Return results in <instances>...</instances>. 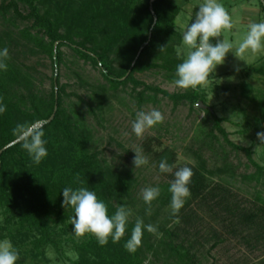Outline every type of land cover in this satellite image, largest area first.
I'll use <instances>...</instances> for the list:
<instances>
[{
    "label": "rangeland",
    "instance_id": "obj_1",
    "mask_svg": "<svg viewBox=\"0 0 264 264\" xmlns=\"http://www.w3.org/2000/svg\"><path fill=\"white\" fill-rule=\"evenodd\" d=\"M173 1L182 8L176 18L177 30L182 34L180 24L190 23L195 18L201 0ZM222 3L234 22L233 29L225 31L223 37L234 43L244 38L252 22L264 19V0H222ZM4 27L6 24L0 18V31ZM25 27L27 24L20 23L19 29ZM11 28L18 32L17 26L11 25ZM4 47L6 46L0 45V49ZM178 47L182 49L183 54L182 44L176 49ZM8 49L10 61L12 57H18V63L24 64L23 69L35 77L31 90L22 91L26 100L21 105L23 108H29L32 97L29 95H44L53 89L50 79L54 73L52 58L48 54L30 53L29 49L22 45L13 44ZM61 51L64 58L59 73L60 85L65 90L64 111L75 132L76 141L70 143L64 136L56 135L50 145L58 150L57 156L66 154L76 158L79 155L90 157L97 154L98 160L103 164L131 169L132 178H128L131 183L128 184L129 194L119 197L120 200L113 195L111 201L116 208L126 204L132 210L130 223H135L137 218H143L145 224L150 223L157 227L156 234L144 232L148 236L151 235L148 242L154 244L157 252L147 251L143 264H178L176 256L166 248L170 236L164 232L165 229L180 233L189 229L190 239L185 241L184 247L190 248L196 260L195 264H264V244H258L256 247L252 242L249 245L248 239H244V236H248V229H245L243 234L238 232L236 237L230 234L232 227L229 224L233 217H229L224 209L218 208L217 201H214L216 198L211 199L209 195L211 188L222 185L228 188L230 193L226 194L232 195L231 199L239 201L244 212L250 213L257 207L264 208V172L261 179H258V170L247 152L227 143L219 133L218 139L207 138L214 122L203 124L202 121L206 117L205 110L212 107L217 116L224 119L222 126L226 129L229 140L238 146L250 148L252 158L264 166V142L258 137V133L264 132V54H248L247 64L229 53L226 63L218 66L215 77H210L206 86L195 89L178 88L174 83L175 71L160 66L163 63L161 60H152L158 65L136 73L139 80L170 93L199 90L207 105L192 107L189 103L176 105L161 93L157 95V101L146 95L147 99L140 105L134 97L136 94L132 84L113 89L104 77L100 65L82 58L68 46H62ZM111 56L114 65L119 68L122 62L119 58L116 59V54ZM178 60L182 62V59ZM152 61L149 63H153ZM100 86L108 88L106 93H101L98 89ZM139 90H142V87ZM151 94L155 95L154 92ZM153 108L164 114V122L147 130L142 138H137L132 132L135 113L141 109L150 111ZM38 124L43 125L42 122ZM148 146L152 150L151 153H147ZM132 148H137L146 155L150 164L135 168L133 160L136 154ZM165 149L171 150V164H175L177 168L187 164L202 169L210 184V189L205 193L209 198V207L204 203L191 202L190 197L177 217L171 215V193L168 192V187L174 178H171V174L159 172V162L155 158L156 153L161 154ZM152 186H159L161 195L153 201L152 214L147 215L148 206L142 199V192ZM214 190L219 191L218 188ZM184 213H187V216L190 214L193 222H190L189 218L188 224L183 221ZM6 216L4 210L0 209V239L9 238L20 250L22 258L17 264H77L82 260L76 250L77 244L92 235L77 237L73 232V225L68 229L62 223L60 228L66 231L59 232L58 235L60 251L49 247L44 254H38L32 248L34 237L29 238L21 234L18 235L21 239L17 238V242L8 237L7 229L15 227L16 217L7 220ZM180 242L182 240H176V243ZM215 242L217 246L212 249ZM68 253L78 255L79 259H72ZM98 255L99 257L91 256L89 260H94L96 264L111 263L112 257L109 255Z\"/></svg>",
    "mask_w": 264,
    "mask_h": 264
},
{
    "label": "trees",
    "instance_id": "obj_2",
    "mask_svg": "<svg viewBox=\"0 0 264 264\" xmlns=\"http://www.w3.org/2000/svg\"><path fill=\"white\" fill-rule=\"evenodd\" d=\"M181 9L173 0H1L0 18L6 27L0 31V45L7 48L13 44L22 45L30 53L48 54L52 58L54 72L50 77L52 91L44 95H29L32 96L29 108L21 105L26 100L22 91L33 87L35 77L32 73L23 69L24 64L18 63V57H12V61L7 62V71L0 72V99L6 105V111L0 115V209L4 210L7 220L16 217L15 227L7 229L8 237L12 240L17 242L21 234L34 237V252L44 254L49 247L59 252L61 243L58 235L66 231L61 230L60 225L64 223L66 228H71L69 221L74 216L72 208L62 207V189L66 186H85L94 190L108 204L109 214L117 210L111 201L112 196L119 199L129 194L128 184L131 183L128 178H132L131 169L103 164L97 154L90 157L79 155L76 158L66 154L57 156L58 150L50 145L56 135L64 136L70 143L76 141L75 132L64 111L65 90L60 85L59 68L64 58L62 46H68L82 58L100 65L111 88L118 89L121 85L132 84L136 94L134 97L140 105L147 99L146 95L157 101L159 93L173 100L176 105L189 103L192 107H198L199 102L207 105L199 90L170 93L136 77V73L158 65L154 60L163 61L160 66L166 70L176 71V65L181 63L176 54V47L182 44V34L176 27V18ZM20 23L27 24V27L19 29ZM11 25L17 26L18 32ZM221 38H224L223 34ZM112 54H116V59L122 62L119 68L114 65ZM149 60H153V63H149ZM140 87L142 90H139ZM98 89L101 93L108 90L106 86ZM98 89L96 91L99 92ZM151 92L155 95L152 96ZM205 112L203 124L214 122L207 138L218 139L219 133L227 143L246 151L258 170V179H261L264 166L252 158L251 149L229 140L222 126L224 119L217 116L212 107H208ZM25 122H42L46 132L48 156L39 165L34 164L23 149L22 141L16 142L19 138L13 134L16 125ZM170 151L165 149L161 154L156 153V161L160 163L166 159L171 164L173 158ZM151 152L148 146L147 153ZM193 170L191 202L204 203L209 207V198L205 195L210 189L209 179L202 169L193 167ZM171 178L174 176L171 175ZM216 186L211 188L209 195L211 199L216 198L214 201H217L218 208L233 217V221L229 222L232 227L230 234L236 237L238 232L243 234L248 229L245 241L248 239L249 245L253 242L256 247L258 244L263 245L264 208L257 207L246 213L238 200L226 194L230 193L228 188L218 185L219 191H216ZM182 218L187 224L188 218L193 222L190 214L187 216L184 213ZM134 224L129 223L126 235L119 243H112L109 239L106 246H100L95 236L91 235L77 244L76 250L82 258L77 264H96L89 258L99 257V253L112 257L110 264H143L147 251H157L154 244L148 242L151 235L145 233L142 245L135 254L125 250L124 242L130 237ZM164 232L170 236L166 248L176 256L178 264H195L190 248L184 247L185 241L190 239L189 229L181 231L184 235L176 230L165 229ZM177 239L182 242L176 243ZM216 246L215 242L212 249Z\"/></svg>",
    "mask_w": 264,
    "mask_h": 264
},
{
    "label": "clouds",
    "instance_id": "obj_3",
    "mask_svg": "<svg viewBox=\"0 0 264 264\" xmlns=\"http://www.w3.org/2000/svg\"><path fill=\"white\" fill-rule=\"evenodd\" d=\"M195 12V18L190 23L180 24L182 29V49L178 47L176 54L182 62L176 65L175 85L180 89H195L206 86L210 77H215L217 68L226 63L229 53L238 60L248 64V54H264V19L252 22L246 35L238 43L227 38H221L222 34L233 29L232 15L225 8L222 0H201ZM215 40L213 43L212 41ZM11 59L9 49H0V72L7 71L8 61ZM237 71L239 69L237 68ZM200 107V105H197ZM6 111L2 99H0V115ZM165 120L164 114L158 109L145 111L143 109L135 113L132 123V132L137 138H142L145 132ZM13 134L22 141V147L28 153L34 164L39 165L48 156L46 132L42 126L35 122L19 123L13 130ZM259 139L264 142V132L258 133ZM264 144V143H262ZM133 164L135 168L148 166L149 158L137 148ZM161 174H171L174 179L170 182L168 192L171 193V215L177 217L184 207L187 199L192 195L190 185L194 170L192 166L178 167L169 164L166 159L159 163ZM62 207L72 208L74 216L71 219L75 236L82 237L86 234L95 236L100 246H106L111 239L112 243H119L125 237L129 228L132 210L126 204L109 214L108 204L101 199L94 190L85 186H66L62 189ZM161 195L159 186L143 189L142 199L148 206L146 214H152L153 201ZM157 233V227L153 224H145L143 218H137L131 228V234L124 242L127 252L135 254L142 245L144 232ZM72 259L78 260V255L68 253ZM20 250L13 242L5 237L0 239V264H17L21 260Z\"/></svg>",
    "mask_w": 264,
    "mask_h": 264
},
{
    "label": "water",
    "instance_id": "obj_4",
    "mask_svg": "<svg viewBox=\"0 0 264 264\" xmlns=\"http://www.w3.org/2000/svg\"><path fill=\"white\" fill-rule=\"evenodd\" d=\"M153 1H154V0H152V2H153ZM56 45H57V44H56ZM199 105H200V106H204V104H203L202 102H199ZM18 141H20V139L17 140L16 142H18ZM1 152H2V151H1ZM1 152H0V153H1ZM0 167H1V162H0Z\"/></svg>",
    "mask_w": 264,
    "mask_h": 264
}]
</instances>
